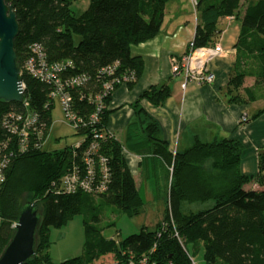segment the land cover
<instances>
[{"label":"trees","instance_id":"1","mask_svg":"<svg viewBox=\"0 0 264 264\" xmlns=\"http://www.w3.org/2000/svg\"><path fill=\"white\" fill-rule=\"evenodd\" d=\"M13 7L18 23L14 40L16 64L24 86L21 103L0 101V151L10 155L0 186V255L14 233L24 193L38 206L35 254L24 264H53L48 256L49 229H59L95 200L138 215L144 205L122 155V144L106 131L108 104L114 90L132 87L140 78L143 63L132 57L130 48L155 37L162 24L164 6L170 0H88L86 9L76 14L77 0H4ZM240 0H198L194 48L213 46L221 19L237 16ZM238 44L241 46L227 83L228 103L242 104L264 97V0L249 2L241 17ZM43 54L45 65L61 66L54 81L70 98V110L81 122L75 127L83 140L74 147L47 150L41 142L50 127L54 83L41 82L30 75L25 65L35 56L34 47ZM246 64V69L242 68ZM250 65V66H249ZM252 65V66H251ZM84 78L80 85L64 84ZM246 77L254 79L252 88H243ZM106 87L110 88L107 89ZM242 92V96L238 93ZM167 85L150 86L131 105L133 119L126 128L125 148L138 156L161 159L167 165L164 216L153 230L119 242L103 238L92 222L95 213L83 219L85 242L81 256L59 264H128L146 258L149 264H192L189 247L203 249L205 264H264V152L257 155V173L246 176L239 166L243 146L237 140L211 142L196 140L182 152L170 153L155 120L140 106L145 100L162 106L170 97ZM96 97L103 107L97 110ZM264 113V108L250 120ZM95 114L97 121L89 117ZM9 115L35 116L37 136L28 137L25 150H19L21 136L8 131ZM246 121L240 122V125ZM103 134L93 139L94 134ZM96 145L92 153L88 148ZM94 162L98 182V159L105 160L107 177L104 191L66 193L62 178L77 169L84 175V157ZM162 180V179H161ZM151 178V184H161ZM256 184L260 189L245 190ZM155 197L158 194H153Z\"/></svg>","mask_w":264,"mask_h":264},{"label":"crops","instance_id":"2","mask_svg":"<svg viewBox=\"0 0 264 264\" xmlns=\"http://www.w3.org/2000/svg\"><path fill=\"white\" fill-rule=\"evenodd\" d=\"M240 0L237 16L223 18L218 23V38L214 45L223 51L220 57L209 61L208 72L213 75L211 84L187 82L182 88L183 76L171 71V58H181L192 42L197 25V12L190 0H170L164 6L162 24L158 34L152 39L132 46V57H140L143 71L132 87L122 84L111 95L106 131L122 144V155L134 179L135 186L142 195L165 193L167 165L161 159L146 158L129 152L125 148L126 128L133 119L131 105L150 86L167 85L171 95L160 107H153L145 100L141 108L158 124L168 150L174 154L189 148L196 140L232 139L243 146L240 172L246 176L256 175L257 155L264 152V113L255 119L250 118L263 108H256L254 102L242 104L228 103L227 83L241 46L238 44L241 30V17L249 2ZM82 5L81 8L78 6ZM78 4V5H76ZM88 0H77L72 4L76 14L83 12ZM193 10V11H192ZM250 66V65H249ZM252 66V65H251ZM246 64L242 68L246 69ZM254 79L246 77L243 88H252ZM258 98L263 97L261 86L255 91ZM242 96V92H238ZM246 121L240 125V122ZM157 178L161 184H151ZM245 190L260 189L256 184L246 185ZM110 260L107 264H113Z\"/></svg>","mask_w":264,"mask_h":264},{"label":"rangeland","instance_id":"3","mask_svg":"<svg viewBox=\"0 0 264 264\" xmlns=\"http://www.w3.org/2000/svg\"><path fill=\"white\" fill-rule=\"evenodd\" d=\"M242 1L244 5V1L247 0ZM78 7L81 8L82 5L80 4ZM255 93L259 94V91L257 90ZM255 107H264V97L257 99ZM50 119L51 124L44 141L45 149L60 150L65 147H74L83 140L82 136L76 135L74 127L69 124L57 100L53 103ZM141 196L144 205L141 212L136 216H129L115 206L107 205L102 200H95L93 203L94 210L84 206L80 215L73 216L61 228H50L49 248L47 250L50 262L59 264L82 255L85 242L82 221L84 218L89 219L95 213L98 214V221L91 224L107 240L119 242L127 236L139 233L142 228L153 230L164 216V196L162 194H158L157 197L153 194H142ZM31 198L29 193H24L21 200L22 202H30ZM189 256L192 264H205L201 247L198 250L197 246L191 245ZM110 260L111 256L105 259L106 262Z\"/></svg>","mask_w":264,"mask_h":264},{"label":"built area","instance_id":"4","mask_svg":"<svg viewBox=\"0 0 264 264\" xmlns=\"http://www.w3.org/2000/svg\"><path fill=\"white\" fill-rule=\"evenodd\" d=\"M198 0H190V3L196 11ZM35 56L29 59L25 65L27 72L32 75L34 78L41 82L54 83L55 90L50 94V97L54 103L57 100L61 106V109L67 118L69 124H71L74 129L81 122L80 119H77L70 110V98L67 94L62 92V85L54 81L55 73H57L61 66H47L45 65L43 54L41 53L38 46L34 47ZM223 54V51L219 45H213L208 47L194 48L193 43L191 42L188 46L187 52L181 57L171 58V71L174 75H182L183 83L182 88L185 87L187 82H195L197 84H211L213 82V75L208 72L206 65L209 61L216 57H220ZM84 78H73L66 81L64 84L68 83L70 85H80L84 82ZM127 79L122 81V84H125ZM21 87L24 91V86L21 83ZM107 89H110L106 87ZM97 110H100L103 105L99 97H96ZM9 122L5 121V124L8 125V131L15 136H21V144L19 150H25V143L27 142L28 137L33 138L37 136V131L35 130L37 125V118L35 116H7ZM90 122L93 124L97 121V116L95 114L89 117ZM48 132V131H47ZM47 134V133H46ZM110 134V133H109ZM101 133L94 134L93 139H101ZM28 136V137H27ZM46 136L43 138L41 145L44 147V141ZM96 150V145L92 144L88 148L89 152L92 153ZM11 155V154H10ZM10 155H2L0 151V186L3 183L4 175L3 170L6 167ZM105 160L103 158L98 159V164L100 166L99 176L100 180L95 181V173L93 171L94 165L93 161L90 159L89 155L84 157V166L85 173L80 175L77 169H74L73 172L68 173L62 178L61 186L64 192L74 193V192H84L93 194L95 192H102L105 189V181L107 177L106 169L104 167ZM128 264H149L146 258H140L136 261L130 260Z\"/></svg>","mask_w":264,"mask_h":264},{"label":"water","instance_id":"5","mask_svg":"<svg viewBox=\"0 0 264 264\" xmlns=\"http://www.w3.org/2000/svg\"><path fill=\"white\" fill-rule=\"evenodd\" d=\"M18 31L13 7L0 0V101L5 104H19L23 100L14 50ZM38 222V206L33 202L23 204L14 224V233L0 255V264H24L34 256Z\"/></svg>","mask_w":264,"mask_h":264}]
</instances>
